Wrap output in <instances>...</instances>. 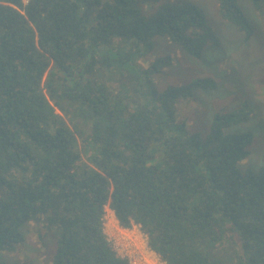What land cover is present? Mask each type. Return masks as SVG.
Returning <instances> with one entry per match:
<instances>
[{
  "label": "trees",
  "instance_id": "trees-1",
  "mask_svg": "<svg viewBox=\"0 0 264 264\" xmlns=\"http://www.w3.org/2000/svg\"><path fill=\"white\" fill-rule=\"evenodd\" d=\"M218 3L250 40L239 0ZM158 37L200 59L212 36L194 4L0 0V252L35 222L56 239L53 264H129L104 233L109 206L167 264H227L228 245L238 264H264V165L244 171L254 135L227 131L249 112L189 132L176 103L217 83L158 91L153 77L173 57L137 63ZM113 73L132 79L124 93L105 81Z\"/></svg>",
  "mask_w": 264,
  "mask_h": 264
},
{
  "label": "rangeland",
  "instance_id": "rangeland-1",
  "mask_svg": "<svg viewBox=\"0 0 264 264\" xmlns=\"http://www.w3.org/2000/svg\"><path fill=\"white\" fill-rule=\"evenodd\" d=\"M164 2L176 5L188 3L201 8L212 37L200 59L190 57L167 38L158 37L155 48L139 59L138 65L148 69L158 57H173V65L153 77V84L160 92L169 86H181L201 78L214 79L217 83L215 89H199L195 92L194 101L179 100L176 103L177 119L187 124L189 132L207 134L215 114L246 110L249 120L227 131L254 135L251 155L243 162L242 169L259 170L264 165V5L258 8L251 0H239L255 30L250 40L246 41L245 33L222 19L218 0H161V3ZM150 13L151 10L147 14ZM129 77L113 73L108 74L105 81L116 92L124 93L125 87L131 86L132 79ZM105 209L104 228L112 229L118 235L116 230L121 228L114 212L109 206ZM131 230L142 232L137 225ZM24 232L27 241L16 246L12 252H0V264H53L57 245L52 233L47 235L35 222L28 223ZM227 249L224 253L220 251V255L227 264H238L236 248L228 245ZM158 258L147 264H166Z\"/></svg>",
  "mask_w": 264,
  "mask_h": 264
},
{
  "label": "built area",
  "instance_id": "built-area-1",
  "mask_svg": "<svg viewBox=\"0 0 264 264\" xmlns=\"http://www.w3.org/2000/svg\"><path fill=\"white\" fill-rule=\"evenodd\" d=\"M24 3L26 4V2ZM119 228L121 229L118 230L122 232L116 230L118 235H115L109 228L106 230L104 228V233L120 258L126 259L129 264H147L159 259L158 255L149 248L148 236L145 233L131 230V228L125 229L121 226Z\"/></svg>",
  "mask_w": 264,
  "mask_h": 264
}]
</instances>
